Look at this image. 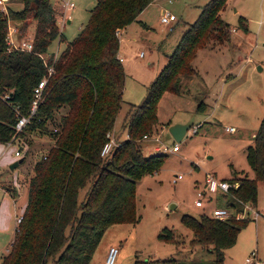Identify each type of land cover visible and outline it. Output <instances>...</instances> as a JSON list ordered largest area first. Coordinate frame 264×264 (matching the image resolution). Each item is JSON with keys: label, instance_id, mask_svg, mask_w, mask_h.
Returning a JSON list of instances; mask_svg holds the SVG:
<instances>
[{"label": "trees", "instance_id": "trees-1", "mask_svg": "<svg viewBox=\"0 0 264 264\" xmlns=\"http://www.w3.org/2000/svg\"><path fill=\"white\" fill-rule=\"evenodd\" d=\"M22 1L21 11L7 8L6 14L0 13V142L38 131L48 135L51 145L33 163L19 231L0 264H88L109 225L139 219L136 182L156 171L162 161L161 154L142 155L141 137L158 124L161 96L178 94L180 76L194 73L192 61L198 49L229 40L230 25L220 15L227 0H208L197 19L187 24L143 101L126 113L127 137L118 140L105 156L100 150L115 125L125 78L118 57V33L153 0H96L88 21L55 57L47 48L54 39H64L57 23L58 10L50 0ZM239 18L246 30L247 19ZM10 20L21 21L22 30L35 23L31 50L9 48L6 30ZM45 53L49 54L46 59ZM42 77H47L43 99L30 121L16 132L15 107L28 114L33 89ZM4 93L7 99L1 97ZM61 107L66 111L59 116L58 127L48 129L47 121ZM204 108L200 100L197 109ZM246 159L253 176L226 179L236 184L225 192L230 196L227 205L235 210H240V201L256 202L257 181L264 180V116L246 148ZM83 187L86 193L79 202ZM181 222L193 233L191 244L212 245L213 264H223V250L234 244L245 219L183 214ZM158 238L174 240V235L163 227ZM136 264L175 263L170 259Z\"/></svg>", "mask_w": 264, "mask_h": 264}, {"label": "rangeland", "instance_id": "rangeland-1", "mask_svg": "<svg viewBox=\"0 0 264 264\" xmlns=\"http://www.w3.org/2000/svg\"><path fill=\"white\" fill-rule=\"evenodd\" d=\"M64 1L73 2V7L64 8ZM50 2L58 10L57 23L64 38L61 41L56 38L48 45L47 52L55 57L88 21L96 0ZM207 2L153 0L136 20L119 31V54L125 78L115 131L114 127L111 131L116 132L120 140L127 137L126 113L129 108L143 101L150 82L166 64L167 56L173 52L187 24L197 19ZM6 7L21 11L23 1L8 0ZM166 11L176 16L169 24L160 20ZM220 15L230 25L229 40L215 47L198 49L192 61L194 73L180 76L178 94L166 92L161 96L157 103L158 124L150 138L142 140L141 137L142 155L161 154L162 161L156 171L141 176L136 182L139 219L109 225L88 264L103 261L111 245L118 247L114 264L170 259L175 264H213L212 245H192L193 233L181 222V216L187 214L199 218L202 214L211 215L213 207L227 206L230 196L222 191L209 193L204 206L194 205L196 192L203 188L206 173L218 179L253 176L246 159V148L252 144L264 116V0H227ZM240 16L247 19L246 30L241 26ZM9 23L18 27L22 24L14 20ZM33 23L23 30L20 26L17 37L33 39ZM48 53L43 55L44 59ZM200 100L205 104L203 110L197 109ZM65 111L66 107L55 112L47 121V128L58 127V118ZM192 117L193 125L180 139H175L168 127L185 123ZM226 126H232L233 130L227 131ZM155 136L159 141L154 140ZM50 142L46 133L38 131L25 133L9 143L0 142V260L17 232L16 218L23 214L33 163L46 153ZM173 144L178 146L176 151H171ZM15 150L21 155L16 156ZM22 156L25 160L10 169L9 164ZM177 175L181 178L174 181ZM85 193L86 188H81L79 202ZM170 203H176V206L169 209ZM253 206L258 216L245 215V223L234 244L223 250V264H244L252 252L264 260V180L257 181ZM163 227L172 230L174 240L158 238Z\"/></svg>", "mask_w": 264, "mask_h": 264}, {"label": "built area", "instance_id": "built-area-1", "mask_svg": "<svg viewBox=\"0 0 264 264\" xmlns=\"http://www.w3.org/2000/svg\"><path fill=\"white\" fill-rule=\"evenodd\" d=\"M8 0H0V12L7 13V7L6 3ZM64 8H71L73 7V2L71 1H64L63 3ZM176 19V16L168 11L164 12L161 16V22L164 24H169L171 21H174ZM16 27L12 25L11 23L8 24L7 30H6V41L9 46V48L13 49H22V50H31L33 48V42L30 38H15L16 36ZM51 72V68H48V73ZM47 77H42L37 85L33 89V98L30 105V110L28 114H21L18 110V106L15 107L17 110V121L15 124V131L19 132L22 130V128L30 121L31 116H33L36 113V109L39 105V103L43 99V89L46 84ZM3 99H7L9 97L8 94L4 93L1 96ZM193 125V124H192ZM199 126V125H198ZM225 129L227 131H232V126H226ZM193 131H197V125L194 126ZM107 140L103 143L100 155L105 156L110 153V151L118 144V140L115 138L114 131H108L106 133ZM150 138V134H144L142 137V140ZM159 138L157 136L154 137V140H158ZM10 142V141H9ZM6 142V143H9ZM178 149L177 144H173L171 147V151H176ZM164 150H167L166 147H164ZM15 155L20 156L21 153L19 150H15ZM181 178V175H177L174 177V181ZM236 186V184H230L228 180L226 179H218L211 173H206L204 178V185L203 188L200 190V188L196 192V199L194 201V205L197 207H202L205 205V197L209 193H214L217 191L227 192L230 186ZM241 208L240 210H235L231 206H225V207H213L211 210V216L219 219H227L231 216H235L236 219H244L247 213L253 214L255 217L258 216V213L254 206L249 202L240 201ZM22 220V215L18 216L16 218V231H19V223ZM18 225V226H17ZM118 253V247L116 245H111L108 250L107 254L103 261H101L99 264H114L115 258ZM251 257H247L245 259L244 264H264V260H260L254 252L251 253Z\"/></svg>", "mask_w": 264, "mask_h": 264}, {"label": "water", "instance_id": "water-1", "mask_svg": "<svg viewBox=\"0 0 264 264\" xmlns=\"http://www.w3.org/2000/svg\"><path fill=\"white\" fill-rule=\"evenodd\" d=\"M193 122H194V117H192L191 119H189L185 123H174V124H171L168 127V130H169V132L172 134V136L175 139H180L184 135V133L187 131V129L192 126ZM22 161H23V157H20V158H18L16 160L12 161L9 164V168L10 169H14L20 163H22ZM175 206H176V203H170L169 205H167V207L169 209H173Z\"/></svg>", "mask_w": 264, "mask_h": 264}, {"label": "crops", "instance_id": "crops-1", "mask_svg": "<svg viewBox=\"0 0 264 264\" xmlns=\"http://www.w3.org/2000/svg\"><path fill=\"white\" fill-rule=\"evenodd\" d=\"M12 25H14V26L16 27V29H17L15 38H18V37H17V34H18V32H19V28H20V27H18V25H16V24H12ZM122 30H123V29H122ZM118 57H119L120 60L122 61V56L119 54V51H118ZM159 71H160V70H159ZM63 108H64V107H61V108H59L57 111H60V110L62 111ZM57 111H56V112H57ZM62 113H63V112H62ZM62 113H61V114H62ZM114 131H115V127H114ZM114 135H115V138H117L118 140H120L119 137H118V134H117L116 132H114ZM50 145H51V143L48 144V146H47L46 149H48Z\"/></svg>", "mask_w": 264, "mask_h": 264}]
</instances>
